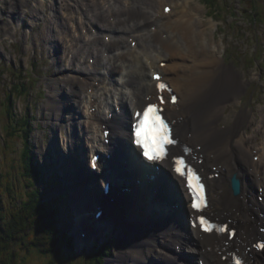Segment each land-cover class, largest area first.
<instances>
[{
  "label": "bare ground",
  "instance_id": "obj_1",
  "mask_svg": "<svg viewBox=\"0 0 264 264\" xmlns=\"http://www.w3.org/2000/svg\"><path fill=\"white\" fill-rule=\"evenodd\" d=\"M194 1L54 0L47 5L44 0H0V35L13 31L32 2L39 4L32 14L45 22L41 39L58 63L57 76L48 86L53 93L45 107L55 135L63 126L67 130L61 144L64 153L57 149L61 157L58 169L69 183L66 187L73 191L75 208L94 211L103 207L95 229L103 230L101 222L106 220L105 228L114 231L117 250L113 264H199L200 260L203 264H231L227 234L221 237L223 245L215 234L191 227L183 212H164L156 201L150 206L148 186L121 193L113 203L102 195V183L111 176L107 173L110 169L119 176L126 168L137 167L132 168L133 174L142 166L134 159L138 152L130 149V125L134 109L155 93V71L164 74L179 97L177 105H165L168 117L175 120L177 134L190 143L193 154L203 158L200 167L205 175L218 172L207 181L209 213L236 221L244 229L238 233L239 254L248 258L247 264H264V249L258 252L251 246L257 236L264 238V199L260 202L256 197L257 190L264 191V111L258 120L251 108L238 109L224 123L229 107L241 103L248 79L237 76V80V71L225 63L221 46L206 35V24H210L192 7ZM166 5L171 6L169 12L164 10ZM90 108L98 120L90 119ZM108 111L116 114L107 120L113 146L104 147L100 123ZM253 124L255 131L248 134ZM259 135L262 140L250 144ZM101 148L114 152L116 158L103 163V175L89 177L84 156ZM161 169V180L169 181L171 189L160 187V194H180L187 201L183 181L173 175L171 164L163 161ZM100 177H104L102 181ZM233 177L240 179L238 191L231 186ZM72 181H77L75 187ZM139 188L143 193L139 194ZM142 209L145 212L141 213ZM251 215L259 217L261 229L247 231ZM77 222L79 241L97 234L94 228L85 227L83 217ZM81 231L86 234L80 235Z\"/></svg>",
  "mask_w": 264,
  "mask_h": 264
},
{
  "label": "rangeland",
  "instance_id": "obj_2",
  "mask_svg": "<svg viewBox=\"0 0 264 264\" xmlns=\"http://www.w3.org/2000/svg\"><path fill=\"white\" fill-rule=\"evenodd\" d=\"M53 1L44 0L47 5ZM214 1L213 8L217 11L212 12L213 8L208 7L206 0H195L192 7H197L202 14L200 18L209 22L210 25L206 24V35L209 38L212 36L215 44L221 46L225 63L232 65L239 74L236 75L237 80L238 77L248 79L241 103L229 107L224 123L227 124L233 113L243 108H251L250 111L259 120L264 111V0ZM38 6L39 4L32 2L28 10L22 13V21L14 25L13 31L0 35V208L9 220L11 212L16 211V203L20 201L18 198L22 192L26 190V193H32L34 185L28 187L31 176L29 171L24 169L23 156L24 159L26 156L22 153L25 145L31 146L34 159L45 174L41 184L45 198L57 203L58 225L67 228L74 236V251L70 258L68 255L61 258L58 255L39 252L35 246L25 250L24 247L18 246L19 243L14 242L10 246L11 250L18 252L15 264H47L50 257L56 259L54 264H68V259L71 264H96L94 258L89 259L87 254L93 251L97 244L100 246L104 242H108L110 251L104 257L103 263L113 264L111 260L117 250V241L113 236L114 231L105 228L106 220L101 222L104 223L105 230L94 229L97 234H91L85 241L78 240L77 233L80 228L77 220L83 217L87 223V215L91 212L75 208L71 200L73 191L66 187L69 183L64 181L61 170L59 173L57 160L61 157L57 149L64 153L66 148L61 147V144L67 130L66 126H63L56 130L55 135L53 125L49 121V112L45 107L49 93H53L48 86L57 76L55 74L58 63L55 56L49 52L51 49L41 39L45 22L43 19L37 20L32 14L33 10L39 9ZM50 13L51 11L47 10V14ZM8 19L5 17L3 21L7 22ZM100 37L102 41L103 37ZM21 90L24 93H20ZM24 115L30 122L27 127L29 132L26 133L28 142L24 138L23 123L17 121L19 118L24 119ZM254 125L248 127V134L255 131ZM261 140L259 135L250 144L255 145ZM253 158L255 159V156Z\"/></svg>",
  "mask_w": 264,
  "mask_h": 264
},
{
  "label": "trees",
  "instance_id": "obj_3",
  "mask_svg": "<svg viewBox=\"0 0 264 264\" xmlns=\"http://www.w3.org/2000/svg\"><path fill=\"white\" fill-rule=\"evenodd\" d=\"M206 4L209 8H213L215 1L206 0ZM213 11L217 10L213 8ZM20 93L24 92L21 90ZM23 118H19L17 121L23 123L24 138L28 142L26 133L29 132L27 127L30 126V122L27 116L24 115ZM9 132L13 133L12 130H9ZM22 153L27 159L25 160L23 156L24 169L28 170L31 176L28 187L31 188L30 185L32 187L34 185V187L32 193H26V190L22 192V195L18 198V201H20L16 203V211L11 212L9 220L5 218V213L0 208V264H15L17 262L18 252H16L17 250H11L10 246L14 242L19 243L18 246L20 248L24 247L25 250L35 246V249L44 254L58 255L61 258L68 255L70 258V254L74 251L73 238L67 234L64 228L58 225L56 218L58 214L57 203L45 198V193L41 188L43 168L37 165L31 146L25 145ZM109 251V245L98 246L97 244V247H94L93 251L89 252L87 256L89 259L94 258L96 264H104L103 259ZM65 252L67 254H64ZM54 260L56 261L54 257H50L47 264H54ZM68 264H71L69 259Z\"/></svg>",
  "mask_w": 264,
  "mask_h": 264
},
{
  "label": "snow or ice",
  "instance_id": "obj_4",
  "mask_svg": "<svg viewBox=\"0 0 264 264\" xmlns=\"http://www.w3.org/2000/svg\"><path fill=\"white\" fill-rule=\"evenodd\" d=\"M157 79L159 78L157 77ZM158 87L163 89L165 85L160 84ZM174 100L175 97H173V101ZM159 112L160 109L155 105H148L144 109L143 116L135 128V143L142 149L144 157L150 161L164 159L166 155V145L175 143V141L170 138L168 125L160 117L158 114ZM175 164V171L179 175L185 176V171L181 167L184 165L183 159H177ZM194 180L197 182L195 187L193 186ZM187 187L193 192L191 207L199 211L200 204L197 202V195L202 192V185L199 184L198 177H195L190 169H188ZM199 219L201 225L206 223L203 217H200ZM210 230V228H204V231ZM218 231L224 232L226 229L221 227ZM257 247L264 248V245H257ZM235 264H241V262L235 260Z\"/></svg>",
  "mask_w": 264,
  "mask_h": 264
},
{
  "label": "water",
  "instance_id": "obj_5",
  "mask_svg": "<svg viewBox=\"0 0 264 264\" xmlns=\"http://www.w3.org/2000/svg\"><path fill=\"white\" fill-rule=\"evenodd\" d=\"M240 180L236 177H233L231 179V186L233 188L234 191H238V187H240Z\"/></svg>",
  "mask_w": 264,
  "mask_h": 264
}]
</instances>
